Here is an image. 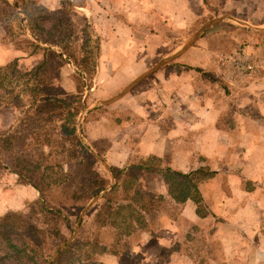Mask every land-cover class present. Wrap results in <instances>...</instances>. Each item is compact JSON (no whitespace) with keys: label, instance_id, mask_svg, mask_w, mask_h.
<instances>
[{"label":"crops","instance_id":"0c3cea01","mask_svg":"<svg viewBox=\"0 0 264 264\" xmlns=\"http://www.w3.org/2000/svg\"><path fill=\"white\" fill-rule=\"evenodd\" d=\"M38 1L44 5L43 0ZM107 1L117 8L102 12L104 19L111 20L101 31L98 44L97 74L106 83L105 96L146 70L149 62L138 52L160 48L161 42L165 46L163 31H151L157 21L161 28L188 31L200 22L210 23L189 48L146 78L137 93L141 102L134 97L133 107L121 111L129 118L125 123L112 120L107 127L102 117L87 118L88 129L95 126L98 133L94 139L87 133L86 140L108 142L99 152L108 167L133 171L138 162L153 156L160 160V169L187 173L207 168L213 172L197 186L200 198L206 199L204 216L196 214L190 199L175 203L158 174H141L131 192L167 200V205L178 207L177 214L172 218L160 215L152 207L144 230L127 236L137 246H131L123 262L157 264L160 255L152 254L153 249H171L180 234L199 228L212 231L228 264H264V76H236L222 60L223 53H218L222 48L209 41L216 34L230 33L227 27H231L242 36L245 50L241 52L256 55L264 47L254 38L264 34V24L256 23L264 19V0ZM76 9L92 14L87 4ZM255 11L258 17L252 15ZM201 39L204 43H198ZM237 42L236 37L232 39L233 44ZM29 195V201L36 198L33 190ZM181 253L178 259L191 261ZM100 260L112 264L115 258L102 255Z\"/></svg>","mask_w":264,"mask_h":264},{"label":"trees","instance_id":"16d2710c","mask_svg":"<svg viewBox=\"0 0 264 264\" xmlns=\"http://www.w3.org/2000/svg\"><path fill=\"white\" fill-rule=\"evenodd\" d=\"M56 1L57 9L48 13L33 3L19 8L17 2L0 0V16H19V20L27 22L25 41L40 52L33 67L21 74L23 104L19 96L15 102L6 104L17 116L0 131V169L12 174L17 184L28 186L36 193L26 212L9 210L0 214V264H47L49 256L38 250L37 238L57 242L54 252L67 240L59 230V225L70 229L65 213L45 198L54 189L78 208L103 192L85 211L91 219L88 230L96 234L84 235L85 222L78 219V232L50 262L96 264L95 256L116 253L100 245L97 233L103 228L112 232L118 229L115 240L128 244L127 236L145 227L146 214L154 201L160 200L151 196L145 200L144 193L131 192L141 174H158L175 203L190 199L196 206L201 202L198 184L213 175L206 168L187 173L158 169L160 160L151 156L138 162L133 171L109 166L114 180L109 185L108 175L99 169L76 132L78 115L86 106L85 99L82 100L83 88H89L83 80L91 77L98 47L94 45L92 50L84 52L87 41L84 42L79 48L81 57L75 59L65 45L69 30L64 33L61 29L63 17L74 10V5L70 0ZM53 17L56 20L50 31L40 27V22ZM15 62L0 66V76L11 75ZM2 106L0 102V109ZM91 146L100 155L95 145ZM196 214L204 216L197 209Z\"/></svg>","mask_w":264,"mask_h":264},{"label":"rangeland","instance_id":"374dc122","mask_svg":"<svg viewBox=\"0 0 264 264\" xmlns=\"http://www.w3.org/2000/svg\"><path fill=\"white\" fill-rule=\"evenodd\" d=\"M43 1H44V5H41L38 0H12L10 1V3L12 4L13 2H17L19 8H21L24 5L29 7L30 5L28 4L33 3L35 5H38L40 8H42L44 12H48V13L53 12L55 9H57L56 0H43ZM70 3L74 5L75 8L74 10L68 12L65 17H63L62 20L63 22L61 21L62 24L61 29L62 30L64 29L63 32L66 31V29L69 30L70 35L66 34L67 36H69V38L68 40H66L67 44L65 45L68 48V51L75 57V59H79V57H81L82 55V53H80L79 48L81 44H84V42L87 41V43H85L86 49L84 50V52L89 51V49L92 50V47L94 45H97L98 47L102 35L101 31L104 30V28L106 29V27L110 26L109 24L111 21L108 17L104 19V17H102V12L103 11L107 12L106 8L109 11L115 10L117 8V5L113 4L111 6V4H109L107 0H70ZM86 4L90 8L92 14H89L86 11H79L76 9L78 6H84ZM212 7L214 10H216L214 5H212ZM255 12L252 13V15L253 16L256 15L255 17H258V11ZM0 17H1L0 18L1 19L0 66H4L5 64L13 60L16 61L11 75L8 73H4V75L0 76V102L3 104L2 108L0 109V131H1V130H5L10 125V123L14 119V115L17 116V112L12 110L10 106H7L6 104L9 102H15L16 96L17 97L19 96L21 99H23L21 102V104H23L25 96H23L22 93L23 78L21 74L24 71L29 70L33 67V65L38 61V53L40 52L36 51V49L34 50L33 46L28 45V43L26 42L28 39L27 22L19 20L18 19L19 16L8 17L7 15H3V16L1 15ZM55 20L56 17H53L46 22L43 23L40 22L39 23L40 27H42V29H44L45 31H50V28ZM158 23L159 21L156 22V26L152 28L151 31L152 32H158L159 30L163 31L165 37L167 38L164 41L165 46L162 45L163 42H161L160 48L157 45L156 49L150 50L148 53L147 52L142 53V51L137 53V54H144L143 56L147 58V61L149 63L148 66L145 68L146 70L154 66L163 57H166L167 55H171L176 47L182 45L185 41H187V39L193 33H195L200 27H202L207 22L206 21L200 22L199 25H197L196 27L192 28L189 31L174 30L167 27L161 28L159 27ZM235 23L237 22H228L227 24L234 25ZM256 23L264 24V19L261 18V20H258ZM101 24H103L102 25L103 29H101L100 26ZM227 28H228V32L230 33H225L224 35L221 36L216 34L217 37L211 35L213 38L211 37L209 41L212 46H220L222 48V50L218 51V53L220 52L223 53L224 57L221 58H223L222 59L223 61L228 63L229 61L232 62L231 61L232 57L237 56V53L238 55L240 53L243 54L241 51L245 50L244 48L245 45L243 46L241 42L242 36L238 32L235 33L236 34L235 35L231 27H227ZM235 37L238 41L237 44L232 43V39H234ZM254 38L259 39L262 42V45L264 46V34H260L257 37L255 36ZM204 39H201L198 43H204ZM255 54L256 55H254L253 57L249 55H245L248 56L250 58V61L254 62V64L256 65V69H254L252 73L245 75V77L248 76L253 77L255 75H258L259 73L262 76H264V47L259 48L255 52ZM214 57L215 55L211 57L212 62L215 61ZM98 58L99 56L97 50V57L94 59V66L91 77L89 79L83 80L84 83L87 84V86L89 87L88 89H86V87L83 88L84 91L82 93L83 94L82 100L85 99V105H86L83 109L91 108L95 106L96 102L107 100L115 96L117 93H119V91L123 87H125L124 85L113 94L105 96V94L108 93V90L104 87L106 83L105 82L101 83V80L98 78V76L101 77L99 74H97L99 69ZM230 68L229 70L232 71ZM108 70L109 69L107 68L106 69L107 73ZM235 75L239 76V74L237 73H235ZM213 81H208V82L213 83ZM146 82H147L146 79H144L143 81L135 85L133 88H131L122 97L112 102L111 104L103 107L99 106L91 110L90 112L86 113L80 121V128H82L83 130V134L81 132L83 139L82 144L86 147L89 146L92 148L91 146L92 144L88 142V140H86L87 139L86 134L88 133L89 139H94L98 133V128L96 129L95 126L88 129V127L86 126L87 118L102 117L105 119L103 120L102 123L104 126L107 127L109 126L108 124L110 122L111 123L115 122V124L125 123L129 118L125 114H121V111L124 112L126 109H129V107L132 106L134 97H138L139 101L137 103L141 102V94H137V93H139L138 91H140V89L143 87V84ZM112 120L114 122H112ZM87 130L89 131L87 132ZM107 143L108 142L105 141H97V143H95L94 145L95 148L98 149L99 152H101L102 150L105 149ZM96 154L98 155V157L101 158V156L97 152ZM98 166L99 169H102L104 171L101 165L98 164ZM156 166L159 169L160 163L159 165L157 164ZM7 189H10V192H6ZM30 193H32V189L30 187L17 184L16 178L12 174L8 173L5 170L0 169V213L4 210L5 211L11 210V211L23 212V213L26 212L27 204L34 200V199L30 201L28 200L31 197L29 195ZM144 197H145L144 199L147 200L150 196H144ZM45 198L51 205L60 208L67 217L70 229L66 230V228L63 225H59V230L64 238L69 239L72 236V233L74 232L75 228L77 227L78 228L76 233L78 232L79 225L77 224V221L78 219H82V218L85 222L84 224L85 227L83 226L84 229L82 228L83 234L88 237L89 236L91 237L92 235L96 234L95 232H90L88 230V226H90L91 219L86 217L85 212L81 215V211L85 205L82 208L76 207L75 205L70 203L61 193L57 192V190L55 189L47 193L45 195ZM202 200L203 199L201 198V202L199 203V205L196 206V209L199 212V214L204 213V215H206L207 214L206 199H204L203 201ZM167 204H168L167 200H162L160 198V200L154 201L152 207H156V209L158 210V214L160 215H165L168 217L176 216L178 207L175 205L173 206L172 203H169L170 206ZM143 230L144 229H142L141 231ZM116 231L119 232L120 230L116 229ZM116 231L112 232V230L106 228L105 230L99 231V233H97L100 245L104 246L107 250L111 248L116 252L115 255H110L107 253H104L102 255H109L111 257H114L115 260H112V264H128V260H125V263L123 262L124 254H128V251L131 249V246L132 248H134L137 245L136 243L132 242L133 241L132 237L129 238V240H127L128 244L123 243L121 240L120 241L115 240L114 236L115 233H117ZM211 233H212L211 230L190 228L186 234L185 233L180 234V237L177 239L178 241L176 240V243L172 246L171 249L167 248L168 250L167 249L165 250L164 248L158 247L160 250L153 249L152 254L159 253L160 258L157 264H228V262H226L222 258V250H221L222 246L219 245L218 242H216L215 237L211 235ZM131 234H134L135 236L136 233L132 232ZM36 241L39 242L36 243L38 250L41 251L44 256L47 257L49 256L48 257L49 259L54 253L57 242L51 241V239L50 241L48 240L41 241V239L38 238ZM130 242L132 243L131 245ZM149 248L150 246L147 247L146 249ZM181 249L184 251L186 256L191 258V261L188 260L182 261L178 259V255L180 256V254H182L181 252H183L180 251ZM144 254H146L147 257L150 256L148 250L145 251ZM102 255L98 257L95 256V260H96L95 263L110 264L108 262L104 263L102 262V260H100V257ZM146 264H150V263L148 262Z\"/></svg>","mask_w":264,"mask_h":264},{"label":"water","instance_id":"95a60500","mask_svg":"<svg viewBox=\"0 0 264 264\" xmlns=\"http://www.w3.org/2000/svg\"><path fill=\"white\" fill-rule=\"evenodd\" d=\"M210 23H206L204 24L202 27H200L195 33H193L188 39L187 41H185L182 45H180L176 51H174L171 55H167L166 57H163L162 59H160L154 66H152L151 68L147 69L146 71H144L143 73H141L140 75L136 76L132 81H130L127 85H125V87H123L119 93H117L115 96L107 99V100H103V101H98L96 102L95 106L91 107V108H86V109H82L81 112L78 115L77 118V137L80 139L79 141L81 143H83V139H82V135L80 133V121L82 119V117L90 112L91 110L99 107V106H106L111 104L112 102L116 101L117 99H119L120 97H122L125 93H127L131 88H133L135 85H137L139 82L143 81L144 79H146L147 77H149L152 73H154L156 70H158L159 68H161L163 65H165L166 63L174 60L175 58H177L181 53H183L187 48H189L195 41L196 39L199 37L200 33L203 31L204 28H206L207 26H209ZM83 145V144H82ZM84 146V145H83ZM88 152L92 155V157L96 160V162L102 166V168L104 169V171L106 172V174L109 177V185H112L114 180H113V176L109 170V167L104 163V161L98 157V155L96 154V152L89 146H84ZM103 192L99 193V195H97L96 197L90 199L88 201V203L84 206V208L81 211V215L87 210V208L89 207V205H91L95 200L98 199V197L102 194ZM78 228V227H77ZM77 228H75L74 232L72 233V236L67 239L64 243H62L59 246L58 251L54 252L53 255L48 259L47 264H50V262L52 260H54V258L57 256V253L64 247L65 244H67L68 242H70L73 237L76 234Z\"/></svg>","mask_w":264,"mask_h":264},{"label":"built area","instance_id":"2783aa9c","mask_svg":"<svg viewBox=\"0 0 264 264\" xmlns=\"http://www.w3.org/2000/svg\"><path fill=\"white\" fill-rule=\"evenodd\" d=\"M231 61L232 62H228L231 67L230 69L240 76H242L243 74V76L248 75L252 73L254 69H256V65L254 64V62L250 61V58L248 56H245L241 53L239 55L237 53V56H233Z\"/></svg>","mask_w":264,"mask_h":264}]
</instances>
